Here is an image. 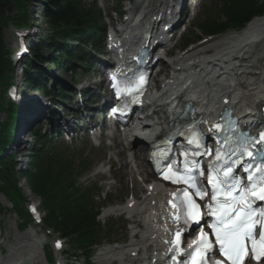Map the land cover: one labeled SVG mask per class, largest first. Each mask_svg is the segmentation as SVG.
Returning a JSON list of instances; mask_svg holds the SVG:
<instances>
[{"label": "bare ground", "instance_id": "obj_1", "mask_svg": "<svg viewBox=\"0 0 264 264\" xmlns=\"http://www.w3.org/2000/svg\"><path fill=\"white\" fill-rule=\"evenodd\" d=\"M161 4L162 1L154 8L149 5L144 6L140 13L141 19L147 16L148 19L157 18V13L151 15L149 13L154 9L159 10ZM142 29H144L143 24H136L128 32L120 34L113 43L115 46L121 48L123 46L132 51L135 49L137 34ZM263 30L260 23L249 25L240 31L214 38L188 49L180 57L176 55L174 67L161 81L160 93H151L145 98V103L155 116L150 120L147 132L143 136L149 132L158 131L159 128L167 126L169 120L178 118L174 111L175 101L179 104L184 101L191 102L194 113L201 114L205 120L213 117L218 107L222 105L232 104L230 108L238 113H242L245 107L256 106L255 109H258L259 103L264 100ZM244 41L245 43L242 44ZM219 46H221L220 50ZM252 47L254 49H251ZM233 49H238L235 56L232 55L227 60L221 59V56ZM256 51L262 53L258 54ZM221 75H224V79L228 78V75L232 76V82L230 84L224 82ZM104 80L99 82L103 85ZM63 121L65 120L61 122ZM93 135H97V131ZM129 136L135 137V143L147 142V137H143L140 133H131ZM125 141L126 138H123L121 134L112 133L109 137L111 143L109 148L112 150L113 158L119 163V168L123 171L127 170L126 176L132 184L134 177L139 176L143 181L149 180L150 177L152 179L145 184V190L139 197L132 190L131 199L121 208L129 214V217L132 218L134 214L139 217V221L131 229V242L100 252L98 260L102 264L111 262L145 264L147 260L160 257L164 253V243L169 237L166 232L171 227L163 207L168 187L155 180L146 162L145 154L134 147L130 148L133 146L130 143H127L129 147L125 148ZM114 210L115 207H108L102 215L107 216ZM38 234V230L33 228L25 232H15L14 243L8 249L11 258L0 259V264H9L8 261H15L20 257H25L30 264H47L42 256L44 240L41 241ZM136 235L139 236L138 239ZM57 264H64V262L58 260Z\"/></svg>", "mask_w": 264, "mask_h": 264}, {"label": "trees", "instance_id": "obj_2", "mask_svg": "<svg viewBox=\"0 0 264 264\" xmlns=\"http://www.w3.org/2000/svg\"><path fill=\"white\" fill-rule=\"evenodd\" d=\"M29 1L0 0V113L7 116L5 121H0V149L8 140L15 114L13 102L6 101L3 96L9 74L14 71V67L12 68L10 53L2 44V34L8 24L30 26L27 12ZM42 1L44 5L40 25L46 26L47 30L42 32L30 58H26L24 62V83L41 93L60 96L62 99L63 91L58 90L56 93L44 85L41 65L46 62L43 57L45 50L55 54L50 59L52 64H58L57 60L61 56L71 61L74 56L79 55L78 42L96 43L97 36L102 32L99 29L98 13L93 6H86L79 0ZM257 23H264V0H222L216 16L200 22L198 28L201 33L211 35ZM48 30L50 34H47ZM194 38L198 37L194 36L190 40ZM30 154V165L22 172V176L29 190L40 199L45 214L44 226L66 238L72 246L83 249L89 261L92 245L102 238V228L95 220L97 208L91 200V191L82 187L77 180L78 174L89 166L81 163L78 170L73 155L67 156L48 149L45 137L38 131L35 132ZM18 181L12 157L3 155L0 151V194L4 195L14 211L27 222L29 217L24 208Z\"/></svg>", "mask_w": 264, "mask_h": 264}, {"label": "rangeland", "instance_id": "obj_3", "mask_svg": "<svg viewBox=\"0 0 264 264\" xmlns=\"http://www.w3.org/2000/svg\"><path fill=\"white\" fill-rule=\"evenodd\" d=\"M119 1H121V0H98L97 5L102 10V14H103L105 22H107L109 20V18H107V14H108L107 11L109 10L110 7L117 5ZM159 1H161V0L155 1L156 4L159 3ZM217 2H218V0H200L198 3V6L195 9V12H196L195 19L193 20V22L192 21L190 22V25L187 27V31H185L182 38L175 39L173 41L174 45H177L178 42H180V41L182 42V40H184L188 36L191 37L192 35L199 33L197 28H194V25L197 22L204 19L205 9L206 10L213 9L214 5ZM27 5H28L27 6L28 11L27 12H28V15L30 18V23L32 22V25L30 27V31L32 34H31L29 39L33 38V39L37 40L38 38L41 37L42 32L44 30H47L46 26H43V25L39 26L38 25L40 23V19H41L39 13H40V10L42 9V0H30ZM15 12H16V10L13 11V13H15ZM260 25L264 29V23H260ZM15 30L16 29L14 27H10L9 29L7 27V29L4 30L3 34H2V44L4 45V47L6 48V50L8 52H11L12 47L15 45V42H16V41H14V38H15L14 31ZM263 32H264V30H263ZM232 33H234V32H232ZM232 33H229V34H232ZM47 34H50L49 30L47 31ZM226 35H228V34H226ZM246 38H249V37L246 36ZM244 43H245V41L242 44H244ZM188 48L189 47L185 48V51ZM218 49L220 50L221 46H219ZM251 49H254V47H252ZM233 50L229 51L226 55L221 56V59L227 60V59L231 58L232 55L235 56L238 49H236V50H234V52H232ZM257 50H258V48H257ZM212 53H214V52H212ZM49 55H50V51L45 50L44 56H45L46 60L48 59ZM177 55H179V57L181 56V54H177ZM21 65L22 64L17 63L16 66H14V68H15L14 71L11 72V74L16 79H18L19 75L21 74L20 73L22 70ZM41 66H42L41 68L44 72L43 77L47 79L46 86L50 87V88H55V85H52V81H53V78H56L59 81H63L64 84H66V86L68 88H71V89L73 88L72 86H74V84H76V83H79V82L84 83V86H86V87L88 86L87 88H89L90 92H92L93 91L91 88L92 82H96V81L101 79L100 76H98L97 78H91V74H88V75L84 74L83 68H81V67L78 69L79 74L73 75L71 72L62 71L61 69H54L53 65H51L49 62H44V64ZM168 72H169L168 70L165 71L166 74ZM25 88H26V86L25 87L23 86L22 90L25 91L26 90ZM4 98H5V95H4ZM54 101H57V99H54ZM4 119H5V115L1 113L0 114V120H4ZM26 138H29V137L27 136ZM82 139H84V138L76 137V139L72 140V142H68V141L64 142L63 143L64 145L58 146L59 148H57V150H58V152L59 151L60 152L65 151L66 155H71V154L74 155V159L76 161H80V159H84V157H85V161H86L85 163H93L95 165V167L92 171L81 176L79 179V183H81L82 185L97 182L99 189H103L104 191L107 192V194L104 197H102L104 199L96 198L95 201L97 203H100L103 200H105L107 202L111 201L112 203H118V202L123 203V201L126 202L130 198V196H131L130 194H131L132 190L136 194V196L139 197L140 193H142L145 190V185L142 188V183H141L140 177H134V182L132 184L131 180L126 176L127 170L126 171L121 170V172H122L121 173L118 170V166H115L114 168L112 167V165L108 159L109 157H111L112 150H111V148L109 149L106 146L108 144V140L104 139V141L100 145H98V142H96V141H94L88 137L84 140H82ZM29 145L30 144L28 143V139H27L26 146L28 147ZM82 152H83V154H82ZM80 154H82L83 156H80ZM24 161H25L24 159L19 160L18 164L16 165V168H15V170L17 171L18 179H19V181H18L19 187L22 189L24 196L26 197L28 202L33 200L34 202L38 203L39 202L38 197H36L35 195H33L31 193V191L28 189V187L26 185V182H25L23 176L21 175V172L28 167V166L23 164ZM125 181H126V183H125ZM140 188H142V189H140ZM139 189H140V191H139ZM126 204L127 203H123L121 208ZM112 207H116V206L113 205ZM10 210H11L10 209V203H8L2 196H0V227L2 228V231H3V239L7 240L8 242H12L11 243V246H12L14 243L13 242L14 241L13 234L16 232V231H14L15 230L14 227L16 226L17 218L15 217L14 214H12V212ZM8 211H10V213H6ZM128 215H129L128 213L124 214V213H120V212H114V213H112L108 216H105V217L99 216V220L101 222H103L104 219L108 218V219H111V221H116V222H119L121 224V225H119L117 230L114 228L111 230H108V233H109L108 237L110 239L114 238L113 234H115L116 238L120 239V240L116 244L104 245V246L100 247L99 249H97V251L94 253V257H93L94 263L102 264L98 260V255L100 252L108 250L109 248L113 249V248H115V246H119V245H123V244H127V243L131 242L132 238H131V230L130 229L132 227V221L128 219ZM134 215H136V214H134ZM134 215H133V217H134ZM136 216L137 217H135L134 220H138V215H136ZM129 218H131V217H129ZM122 224L124 225V228H122ZM36 228H37V230H39L38 232L40 233V234H38V237L41 239V241L44 240V236L42 235V230L38 227H36ZM29 229H31V228H29ZM29 229H26L25 231H27ZM25 231H23V232H25ZM48 237L49 236H47L46 239H48ZM63 249H66V252L68 253L67 256L63 257L68 264H84L85 263L84 258H83V253H81V251L74 249L71 246L69 247L68 244H66V243H64ZM72 252L74 254H71ZM107 264H110V263H107ZM111 264H118V263H111Z\"/></svg>", "mask_w": 264, "mask_h": 264}, {"label": "snow or ice", "instance_id": "obj_4", "mask_svg": "<svg viewBox=\"0 0 264 264\" xmlns=\"http://www.w3.org/2000/svg\"><path fill=\"white\" fill-rule=\"evenodd\" d=\"M192 142L189 141V143ZM260 142H264V130L261 131L260 138L257 141V143ZM247 155L252 157L253 153L247 151ZM233 163L238 162L233 161ZM197 166L198 162L193 161L191 167L185 169L181 180L173 182L185 183L189 189L193 190L194 195H198L200 199H203L207 193L200 188L198 183L195 174ZM251 167L255 168L258 175L250 171L249 168H245V172L248 173L247 177L238 179L233 174L231 165H227L221 169L224 178L221 179L218 172L215 182L212 178L214 169L211 165L209 167V184L212 185L213 190L211 202L204 207L208 208L209 214L217 217L209 227L213 229L215 242L219 244L221 254L224 255L227 261H230V264H245V261L249 258L264 261V209H260L257 204L258 201H264V167ZM200 175H203V172H200ZM217 185L224 193L223 200H218ZM183 195L187 198L186 201L173 205L181 213V215L176 216V219H181L183 207L186 203L188 216L198 223L200 206L194 202L187 190ZM185 223H188L187 219H185ZM258 228L259 238L257 239ZM179 235L180 233H177L178 237ZM248 242L251 243L250 249ZM194 244L197 251L192 253L191 264H207L206 255L211 251V245L207 239V234L203 230H201L200 236ZM57 247H59V242H57Z\"/></svg>", "mask_w": 264, "mask_h": 264}, {"label": "water", "instance_id": "obj_5", "mask_svg": "<svg viewBox=\"0 0 264 264\" xmlns=\"http://www.w3.org/2000/svg\"><path fill=\"white\" fill-rule=\"evenodd\" d=\"M23 264H26V261H24Z\"/></svg>", "mask_w": 264, "mask_h": 264}]
</instances>
